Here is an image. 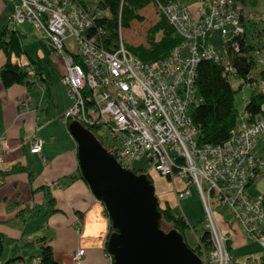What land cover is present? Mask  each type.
<instances>
[{
  "label": "built area",
  "instance_id": "obj_1",
  "mask_svg": "<svg viewBox=\"0 0 264 264\" xmlns=\"http://www.w3.org/2000/svg\"><path fill=\"white\" fill-rule=\"evenodd\" d=\"M9 1L15 6L7 27L16 29V25L30 23L54 45L56 55L63 57L60 82L73 103L64 123L77 122L113 140L111 155L124 170L146 176L153 171L166 179H179L184 187L175 193L176 200L190 196L188 186L197 190L212 244L201 264H231L227 243L233 229H221L216 220L220 207L228 208L234 228L243 231L244 241H254L264 253V236L259 229L264 226L263 194L249 190L264 178V158L251 155L257 138L264 137V116L249 121L251 116L242 110L236 127L218 145H199L200 127L192 119L203 103L195 84L200 62L221 65L231 89L241 82L229 56L238 53L237 39L245 32L234 0H191L187 5L157 2L158 13L180 44L167 57L150 63L137 60L120 36L114 52H106L100 42L103 32L94 27L92 17L76 0ZM213 31H219L225 42L223 56L217 55L210 43ZM66 41L73 43L75 51L63 56ZM183 51L187 55L183 56ZM255 65L253 74L264 72L263 53L255 54ZM253 74L241 93H264V80ZM247 95L242 94L245 105ZM27 104L20 101L18 107L23 110ZM3 144L0 138V163ZM41 144L34 138L30 153L41 158ZM141 160L146 168L135 170L134 163ZM83 257L84 251H76L71 264H81ZM37 263L33 260L31 264Z\"/></svg>",
  "mask_w": 264,
  "mask_h": 264
},
{
  "label": "crops",
  "instance_id": "obj_2",
  "mask_svg": "<svg viewBox=\"0 0 264 264\" xmlns=\"http://www.w3.org/2000/svg\"><path fill=\"white\" fill-rule=\"evenodd\" d=\"M242 5L246 6V0ZM14 6V2L0 0V29L7 24ZM239 10L246 28L252 19L264 22V11L249 20ZM26 56L31 58L27 52ZM26 59L12 57L11 62L26 67ZM5 62L0 51V69ZM63 73L64 66L60 77ZM43 79L42 74V78L31 79L29 86L13 85L8 89L0 84V138L4 139L0 163V264H31L33 260L40 264V239L51 248L57 264H71L78 250L84 251L81 264H110L105 245L109 220L104 207L84 181L69 179L78 174L79 168L76 143L64 123L70 107L68 97L60 80L53 85L52 80L45 84ZM20 101L28 103L26 109L18 107ZM34 138L42 143L41 158L30 153ZM219 216L216 220L222 230L227 226L233 229L231 264H264V253L254 241H244L243 231L234 228L231 215L225 220ZM260 231L264 236V230Z\"/></svg>",
  "mask_w": 264,
  "mask_h": 264
},
{
  "label": "trees",
  "instance_id": "obj_3",
  "mask_svg": "<svg viewBox=\"0 0 264 264\" xmlns=\"http://www.w3.org/2000/svg\"><path fill=\"white\" fill-rule=\"evenodd\" d=\"M76 1L90 14L94 27L103 32L100 41L101 47L106 52L113 53L117 48L119 36L121 37V30H128L133 22H142V17L139 13L146 7L151 5L157 10V2L161 4L173 2L179 5H187L191 0H95L93 8L91 7V3L85 0ZM234 2L237 5L244 4L245 0H234ZM244 28V35L237 39L239 45L238 53H229L232 65L237 70V77L241 81L236 88L231 89L226 83L225 74L221 65L202 61L197 66L195 84L198 94L203 99V103L194 111L192 119L194 124L200 127V134L197 139L199 145L221 144L227 139L229 131L237 125L239 111L235 106L236 94L240 92L244 83L250 81L249 78L256 68L255 54L257 52L264 54V25L260 30L255 31L251 35L245 26ZM254 35L257 40L263 39V44H259V41L254 44L251 41L255 38ZM23 39L24 37L16 29L8 28L7 24L0 29V51L6 58L4 66L0 69V84L3 89H8L13 85L29 86L32 82L27 68L35 64V61L26 56L25 47L22 43ZM179 44L180 39L159 14L158 21L145 32L144 45H138L136 47L126 46V49L140 62L150 63L167 57ZM12 57L27 58V66L21 67L18 64L12 63ZM34 76L35 78H42L40 72L35 73ZM253 76L264 80V72L262 71L257 74L254 73ZM247 97V103L246 105L244 104L242 110L251 116L249 121H252L254 117L263 114L264 93L253 90L248 93ZM69 123L66 121L65 125L68 127ZM87 130L96 138L94 130ZM100 144L102 145V142ZM103 148L111 154V147ZM134 173L138 176L142 175L141 172L134 171ZM75 178L84 181L79 169L77 175L69 177L70 180ZM147 178L152 184L150 176L147 175ZM167 180H170V178H167ZM155 197L157 199V209L161 215L160 229L162 230V224L168 225L170 230L176 231L185 243L184 233L190 228L185 218L175 212L167 201H159L156 195ZM202 221L199 220L193 228ZM113 232L114 230L109 222L108 237ZM38 242L40 244L39 263L57 264L53 259L51 248L44 243V239H40ZM227 248L230 251L229 242L227 243ZM189 249L201 260L205 253L212 250L209 232L203 229L202 234L198 237L197 245ZM13 262L9 261L7 264ZM110 264H112V258L110 259Z\"/></svg>",
  "mask_w": 264,
  "mask_h": 264
},
{
  "label": "water",
  "instance_id": "obj_4",
  "mask_svg": "<svg viewBox=\"0 0 264 264\" xmlns=\"http://www.w3.org/2000/svg\"><path fill=\"white\" fill-rule=\"evenodd\" d=\"M67 128L76 143L81 177L114 230L106 241L112 264H201L176 231L160 229L161 215L147 176L122 169L79 123L70 122Z\"/></svg>",
  "mask_w": 264,
  "mask_h": 264
},
{
  "label": "rangeland",
  "instance_id": "obj_5",
  "mask_svg": "<svg viewBox=\"0 0 264 264\" xmlns=\"http://www.w3.org/2000/svg\"><path fill=\"white\" fill-rule=\"evenodd\" d=\"M85 1L91 3V7L93 8V3L95 0ZM238 7L241 8L244 11L245 16L248 17L249 20H251V18H255V16H258L262 11H264V0H246V6L238 4ZM139 15L142 17V22H133L131 23L128 30H121L120 32L121 38L123 39L126 46L136 47L138 45H144L146 30L154 23H156L159 18L158 11L151 5L142 10ZM257 21L252 19L249 22L247 31L250 35L263 27L264 22ZM15 28L18 29L23 36H25L23 42L26 52L35 61V64L30 66L28 69L29 73L32 74L30 80L35 79L34 74L40 72L43 74L45 84L50 83V80H52L53 85H55V83H59L58 81L62 77H60V73L63 69L64 63L63 57L56 55V48L54 47V45L45 37H43L42 34L30 23H22L16 25ZM227 37H230V29H227ZM251 41L254 44L258 41L259 44H263V39L257 40L256 37ZM210 43L214 46V51L216 52V54L223 56L225 42L223 41L222 35L219 31L212 32V34L210 35ZM64 45L65 49L62 50L63 56H67L69 52L75 51L74 45L70 41H66ZM182 54L183 56L187 55L185 51H183ZM60 85H62L61 82ZM64 91L67 97V90L65 87ZM242 94L247 95L248 91H245V93L239 92L238 94H236L235 106L239 112L242 111L244 104V102L242 101ZM68 102L70 105V109L73 103L69 99ZM262 113V115L264 116V105L262 107ZM96 138L99 142H102V146L105 148L113 145V140L105 139L103 133H96ZM251 155L255 158H264L263 135H260L257 138L255 144L251 149ZM133 166L135 170L143 171L146 168V162L145 160H141L139 162H135ZM149 173L152 178L151 185L154 187L155 195L157 196L159 201H163V199L167 200L174 211L178 214H181L185 218L187 224L190 227L184 233L185 244L189 248H194L197 245L198 237L202 234L203 229H205V221L203 219V217L205 216V212L198 196L197 190L193 186H188L190 196L183 200H176L175 193L178 191L179 187H184V184L177 178L167 180L166 178L160 177L153 171H149ZM249 190L253 194H264V178L261 179L256 185L251 186ZM216 213L219 214V217L224 220L226 218H230V215H228L229 210L227 207L218 208L216 210ZM199 220L203 221L195 228H193V226H195ZM259 229L264 230V226H260ZM162 230L164 232H168L170 230V227L166 224H162Z\"/></svg>",
  "mask_w": 264,
  "mask_h": 264
}]
</instances>
